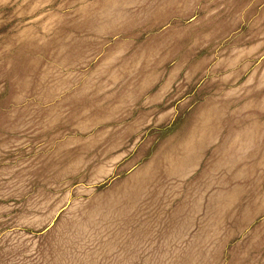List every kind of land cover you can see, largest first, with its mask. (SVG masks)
<instances>
[{
  "label": "rangeland",
  "instance_id": "374dc122",
  "mask_svg": "<svg viewBox=\"0 0 264 264\" xmlns=\"http://www.w3.org/2000/svg\"><path fill=\"white\" fill-rule=\"evenodd\" d=\"M0 264H264V0H0Z\"/></svg>",
  "mask_w": 264,
  "mask_h": 264
}]
</instances>
